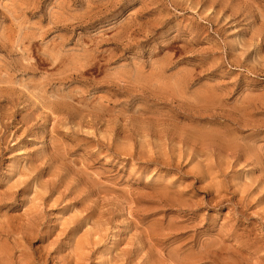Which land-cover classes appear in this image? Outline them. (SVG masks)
Here are the masks:
<instances>
[{"label": "rangeland", "instance_id": "obj_1", "mask_svg": "<svg viewBox=\"0 0 264 264\" xmlns=\"http://www.w3.org/2000/svg\"><path fill=\"white\" fill-rule=\"evenodd\" d=\"M0 264H264V0H0Z\"/></svg>", "mask_w": 264, "mask_h": 264}, {"label": "bare ground", "instance_id": "obj_2", "mask_svg": "<svg viewBox=\"0 0 264 264\" xmlns=\"http://www.w3.org/2000/svg\"><path fill=\"white\" fill-rule=\"evenodd\" d=\"M191 177H192V176H191ZM195 178H196V177H195ZM169 183H170V181H169ZM172 184H173V182H172ZM172 184H171V185H172ZM169 185H170V184H169ZM173 185H174V184H173ZM166 189H168V188H166ZM173 189H174V188H173ZM151 191H152V190H151ZM177 191H178V190H177ZM179 191H180V190H179ZM179 191H178V192H179ZM181 191H182V190H181ZM152 192H153V191H152ZM160 192H161V191H160ZM186 194H187V193H186ZM156 195H157V194H156ZM150 196H151V195H150ZM152 196H153V195H152ZM155 198H156V197H155ZM175 198H176V197H175ZM162 199H163V198H162ZM131 202H132V201H131ZM176 234H177V233H176ZM171 237H172V236H171ZM178 237H179V236H178ZM81 244H83V243H81ZM94 246H95V245H94ZM162 246H163V244H162ZM160 248H161V247H160ZM160 248H159V249H160ZM181 250H182V249H181ZM76 252H77V251H76ZM81 254H82V253H81ZM84 254H85V253H84ZM169 254H170V253H169ZM197 254H199V253H197ZM86 255H87V254H86ZM177 255H178V254H177ZM78 257H79V256H78ZM197 258H198V257H197ZM180 259H181V258H180ZM188 259H189V258H188ZM167 262H168V261H167ZM84 263H85V262H84ZM165 263H166V262H165ZM199 263H200V262H199Z\"/></svg>", "mask_w": 264, "mask_h": 264}]
</instances>
